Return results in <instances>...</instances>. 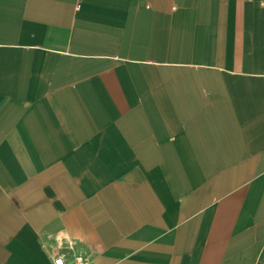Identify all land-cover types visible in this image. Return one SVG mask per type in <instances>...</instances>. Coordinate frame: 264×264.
<instances>
[{"label":"crops","instance_id":"0c3cea01","mask_svg":"<svg viewBox=\"0 0 264 264\" xmlns=\"http://www.w3.org/2000/svg\"><path fill=\"white\" fill-rule=\"evenodd\" d=\"M264 264V0H0V264Z\"/></svg>","mask_w":264,"mask_h":264},{"label":"built area","instance_id":"2783aa9c","mask_svg":"<svg viewBox=\"0 0 264 264\" xmlns=\"http://www.w3.org/2000/svg\"><path fill=\"white\" fill-rule=\"evenodd\" d=\"M70 263L72 264H86V259L81 256H74ZM49 264H68L67 261L61 256H53L49 261Z\"/></svg>","mask_w":264,"mask_h":264}]
</instances>
